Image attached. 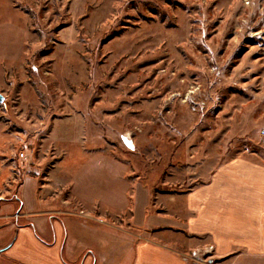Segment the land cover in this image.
<instances>
[{"label": "rangeland", "instance_id": "1", "mask_svg": "<svg viewBox=\"0 0 264 264\" xmlns=\"http://www.w3.org/2000/svg\"><path fill=\"white\" fill-rule=\"evenodd\" d=\"M0 96V202L45 187L91 264L122 263L174 197L264 172V0H0Z\"/></svg>", "mask_w": 264, "mask_h": 264}, {"label": "crops", "instance_id": "2", "mask_svg": "<svg viewBox=\"0 0 264 264\" xmlns=\"http://www.w3.org/2000/svg\"><path fill=\"white\" fill-rule=\"evenodd\" d=\"M248 165L229 164L206 185L174 197L171 223L162 235L135 242L131 255L119 245L122 263H112L189 264L182 260L185 253L206 250L210 255L203 264H264V172ZM231 167L240 171L234 173ZM10 174L0 167V194L15 187L8 181ZM47 191L25 181L17 187L19 210L0 202V264L92 263V244L80 247L67 228L68 223L88 221L52 211Z\"/></svg>", "mask_w": 264, "mask_h": 264}, {"label": "built area", "instance_id": "3", "mask_svg": "<svg viewBox=\"0 0 264 264\" xmlns=\"http://www.w3.org/2000/svg\"><path fill=\"white\" fill-rule=\"evenodd\" d=\"M203 255L204 254H201V256L199 258H197L195 255H192V257H189L188 259H189V261H191L192 264H202Z\"/></svg>", "mask_w": 264, "mask_h": 264}, {"label": "water", "instance_id": "4", "mask_svg": "<svg viewBox=\"0 0 264 264\" xmlns=\"http://www.w3.org/2000/svg\"><path fill=\"white\" fill-rule=\"evenodd\" d=\"M3 101V98L0 96V102H2Z\"/></svg>", "mask_w": 264, "mask_h": 264}]
</instances>
